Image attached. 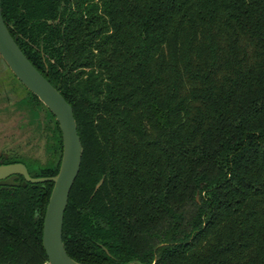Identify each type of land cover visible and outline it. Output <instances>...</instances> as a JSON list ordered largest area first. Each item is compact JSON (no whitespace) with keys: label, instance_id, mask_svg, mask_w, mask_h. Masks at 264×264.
Returning <instances> with one entry per match:
<instances>
[{"label":"trees","instance_id":"16d2710c","mask_svg":"<svg viewBox=\"0 0 264 264\" xmlns=\"http://www.w3.org/2000/svg\"><path fill=\"white\" fill-rule=\"evenodd\" d=\"M2 10L74 110L83 160L63 233L73 260L264 264V0H2ZM15 80L54 123L57 163L3 154L0 166L57 177L59 124ZM53 189L0 187V264H49Z\"/></svg>","mask_w":264,"mask_h":264},{"label":"water","instance_id":"95a60500","mask_svg":"<svg viewBox=\"0 0 264 264\" xmlns=\"http://www.w3.org/2000/svg\"><path fill=\"white\" fill-rule=\"evenodd\" d=\"M0 56L15 78L38 97L54 115L63 141V155L57 177L33 179L24 164L2 165L0 186L19 187L21 184L17 180L20 177L24 178L23 187L28 184L53 183L54 189L44 221L43 246L49 264H79L68 255L63 240L65 214L83 160V145L74 110L62 94L33 66L12 37L3 18L2 0H0Z\"/></svg>","mask_w":264,"mask_h":264},{"label":"rangeland","instance_id":"374dc122","mask_svg":"<svg viewBox=\"0 0 264 264\" xmlns=\"http://www.w3.org/2000/svg\"><path fill=\"white\" fill-rule=\"evenodd\" d=\"M52 128L54 123L32 105L0 56V155L14 154L45 167L56 164Z\"/></svg>","mask_w":264,"mask_h":264},{"label":"flooded vegetation","instance_id":"af4514ba","mask_svg":"<svg viewBox=\"0 0 264 264\" xmlns=\"http://www.w3.org/2000/svg\"><path fill=\"white\" fill-rule=\"evenodd\" d=\"M30 174V173H29ZM31 176V175H30ZM21 178H23V177H20L18 180H17V182L18 183H20L21 185H22V183L24 182V178H23V181L21 182L20 180H21ZM33 178V177H32ZM33 179H41V178H33ZM20 185V186H21ZM38 185V184H37ZM1 187V186H0ZM3 190H8V189H10V188H15V187H7V188H3V187H1Z\"/></svg>","mask_w":264,"mask_h":264}]
</instances>
